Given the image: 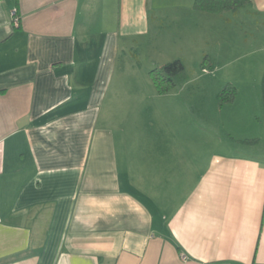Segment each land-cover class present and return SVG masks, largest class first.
<instances>
[{"label": "crops", "instance_id": "0c3cea01", "mask_svg": "<svg viewBox=\"0 0 264 264\" xmlns=\"http://www.w3.org/2000/svg\"><path fill=\"white\" fill-rule=\"evenodd\" d=\"M193 2L0 0V264H264V152L167 131L117 60Z\"/></svg>", "mask_w": 264, "mask_h": 264}, {"label": "rangeland", "instance_id": "374dc122", "mask_svg": "<svg viewBox=\"0 0 264 264\" xmlns=\"http://www.w3.org/2000/svg\"><path fill=\"white\" fill-rule=\"evenodd\" d=\"M170 13L167 9L153 19L149 34L121 38L118 62L132 61L146 79L151 63L161 68L180 61L183 72L174 78L175 86L165 93L156 88L161 106L170 108L159 116L160 124L167 131L187 126L191 143L204 142L208 156L235 152L244 139L264 152V14L248 5L222 15L173 18ZM229 86L235 102L225 98ZM167 93L171 97L162 99ZM202 126L206 130L199 136L195 128Z\"/></svg>", "mask_w": 264, "mask_h": 264}, {"label": "trees", "instance_id": "16d2710c", "mask_svg": "<svg viewBox=\"0 0 264 264\" xmlns=\"http://www.w3.org/2000/svg\"><path fill=\"white\" fill-rule=\"evenodd\" d=\"M250 0H194L193 9L198 12L223 14L224 12L231 11L236 12L240 7L248 5ZM183 72V65L180 61H174L166 64L158 69L150 71V76L153 84L160 93H165L175 86L174 78L178 74ZM225 91H228L227 96L224 95V91L219 95L220 98H226L227 101L232 102L235 98V90L233 87H227ZM227 93V92H226ZM248 141H244L247 143Z\"/></svg>", "mask_w": 264, "mask_h": 264}, {"label": "built area", "instance_id": "2783aa9c", "mask_svg": "<svg viewBox=\"0 0 264 264\" xmlns=\"http://www.w3.org/2000/svg\"><path fill=\"white\" fill-rule=\"evenodd\" d=\"M16 22H17V20H16Z\"/></svg>", "mask_w": 264, "mask_h": 264}]
</instances>
